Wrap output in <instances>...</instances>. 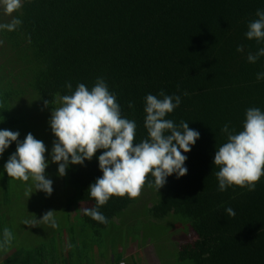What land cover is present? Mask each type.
Listing matches in <instances>:
<instances>
[{
    "label": "trees",
    "instance_id": "obj_1",
    "mask_svg": "<svg viewBox=\"0 0 264 264\" xmlns=\"http://www.w3.org/2000/svg\"><path fill=\"white\" fill-rule=\"evenodd\" d=\"M257 9H264V0H23L12 14L22 23L0 31V129L16 131L13 114L26 98L38 96L51 111L60 96L71 94L67 83L74 91L77 83L90 88L102 77L121 114L135 120L138 142L146 137L145 95H180L166 118L186 121L200 134L185 154L186 174L167 177L157 190L149 173L138 196H113L100 206L107 223L80 212L83 223L99 233L147 194L151 219L172 218L195 234L178 251L181 260L264 264V175L254 191L233 186L220 192L212 164L215 147L225 142L221 127L240 131L245 109L264 111V80L255 78L264 71V56L254 64L245 59L264 46L244 36ZM8 20L0 10V22ZM237 45L245 52L237 53ZM7 150H15V143ZM102 151L66 169V181L78 191L76 205L95 204L87 190L102 175L96 160ZM228 206L233 217L224 212ZM41 249L29 252L25 264H57L52 247L42 249L44 260L35 255Z\"/></svg>",
    "mask_w": 264,
    "mask_h": 264
},
{
    "label": "clouds",
    "instance_id": "obj_2",
    "mask_svg": "<svg viewBox=\"0 0 264 264\" xmlns=\"http://www.w3.org/2000/svg\"><path fill=\"white\" fill-rule=\"evenodd\" d=\"M22 3L23 0H0V10L9 17L8 22H0V31L12 32L22 23L20 18L12 15ZM255 16L256 19L248 22L244 36L264 44V9H257ZM236 51L244 53L245 46L237 45ZM262 56L264 46L255 53L248 51L245 59L254 64ZM255 78L264 80V71L257 72ZM65 87L71 94L60 96V106L51 108L48 125L54 139L47 159L44 143L30 132L21 141L18 131L0 129V156L15 143V151L3 165L8 177L21 181L31 178L35 191L51 194L52 181L44 174L50 163L56 164L57 175L63 177L70 165L82 166L85 161H91L97 150H103L96 156L102 175L90 183L87 190L95 204L79 209L84 216L105 224L107 218L99 208L110 197L138 196L149 173L153 178L150 183L157 190L166 183L167 177L175 174L179 179L186 174L185 154L200 134L189 128L186 121L175 123L166 118L180 105V95H168L163 90L156 95H145L143 127L146 137L134 142L136 122L121 114L116 94L109 91L102 77H97L90 88L83 83H77L74 91L70 83ZM48 103L44 101L45 106ZM128 107H132L131 102ZM220 131L225 135V142L215 147L212 158L213 166L218 168L214 173L217 190L224 192L238 186L254 191L264 175V111L249 107L245 109L240 131L230 129L227 123ZM54 212L49 210L42 216V220L50 222L52 227H55ZM224 212L228 217L235 215L230 206L225 207ZM3 236L10 240L11 232L5 228Z\"/></svg>",
    "mask_w": 264,
    "mask_h": 264
},
{
    "label": "rangeland",
    "instance_id": "obj_3",
    "mask_svg": "<svg viewBox=\"0 0 264 264\" xmlns=\"http://www.w3.org/2000/svg\"><path fill=\"white\" fill-rule=\"evenodd\" d=\"M50 112L42 106L38 96L33 95L13 114L19 119L14 129L19 132L20 140L29 132L41 140L46 148V159L54 139L48 125ZM14 151L5 150L0 156V208L4 225L11 230L17 248L32 252L52 247L57 254V264H192L190 260H181L178 251L192 244L195 234L172 218L151 219L145 209L147 194L139 204L128 208L106 229L96 233L84 225L79 209L82 203L76 205L78 191L66 181L65 175H57L56 164L50 163L44 173L52 181L51 194L35 191L31 178L21 181L8 177L3 165ZM49 210L56 211L53 213L55 227L42 220ZM42 249L35 255L44 260ZM97 251L101 253L98 255Z\"/></svg>",
    "mask_w": 264,
    "mask_h": 264
},
{
    "label": "crops",
    "instance_id": "obj_4",
    "mask_svg": "<svg viewBox=\"0 0 264 264\" xmlns=\"http://www.w3.org/2000/svg\"><path fill=\"white\" fill-rule=\"evenodd\" d=\"M81 205H82L81 208L86 207L84 203H82ZM2 215H3V212H2V209L0 208V264H25L26 259H27L26 257L28 256L29 251L23 250L22 248H17L18 245H16V243L14 242V237L12 234H11L10 240H7L3 236V230L7 228V225L6 224L4 225V221L2 220ZM7 229L9 230V228ZM9 231L11 232V230ZM131 245H136V244H131ZM97 252H98V255L101 253L99 251ZM112 261L115 262L114 257H112ZM98 264H104V263L101 262Z\"/></svg>",
    "mask_w": 264,
    "mask_h": 264
}]
</instances>
